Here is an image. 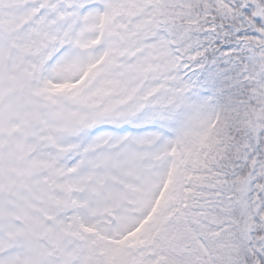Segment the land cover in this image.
Listing matches in <instances>:
<instances>
[{
	"label": "snow or ice",
	"instance_id": "snow-or-ice-1",
	"mask_svg": "<svg viewBox=\"0 0 264 264\" xmlns=\"http://www.w3.org/2000/svg\"><path fill=\"white\" fill-rule=\"evenodd\" d=\"M0 264H264V0H0Z\"/></svg>",
	"mask_w": 264,
	"mask_h": 264
}]
</instances>
